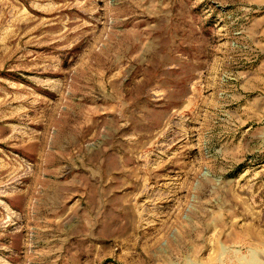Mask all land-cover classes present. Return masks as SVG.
<instances>
[{
  "label": "rangeland",
  "instance_id": "obj_1",
  "mask_svg": "<svg viewBox=\"0 0 264 264\" xmlns=\"http://www.w3.org/2000/svg\"><path fill=\"white\" fill-rule=\"evenodd\" d=\"M0 264H264V0H0Z\"/></svg>",
  "mask_w": 264,
  "mask_h": 264
}]
</instances>
